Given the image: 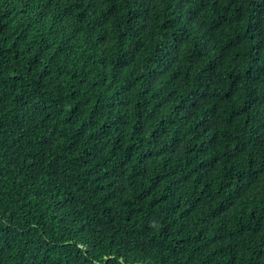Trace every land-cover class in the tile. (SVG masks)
Segmentation results:
<instances>
[{
  "label": "trees",
  "instance_id": "trees-1",
  "mask_svg": "<svg viewBox=\"0 0 264 264\" xmlns=\"http://www.w3.org/2000/svg\"><path fill=\"white\" fill-rule=\"evenodd\" d=\"M0 264H264V0H0Z\"/></svg>",
  "mask_w": 264,
  "mask_h": 264
}]
</instances>
